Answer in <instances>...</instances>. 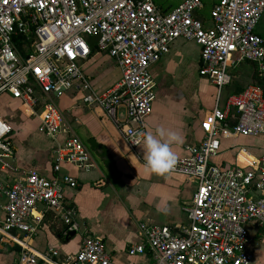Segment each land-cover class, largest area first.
<instances>
[{"label": "built area", "instance_id": "obj_1", "mask_svg": "<svg viewBox=\"0 0 264 264\" xmlns=\"http://www.w3.org/2000/svg\"><path fill=\"white\" fill-rule=\"evenodd\" d=\"M0 0V98L18 102L38 130L56 142L50 178L29 170L12 182L0 180V253L19 247L10 264H112L101 237L90 235L65 200L64 188L78 186L76 177L61 173L67 163L80 170L96 166L94 154L67 127L55 103L70 91L85 90L83 103L99 106L118 124L127 144L136 149L152 113L155 82L151 66L179 38L201 47L199 74L218 90L230 85L231 68L251 61L264 71V38L257 27L264 0H218L212 26L197 16L202 0ZM120 69L119 82L98 91L80 61L92 54L90 39ZM125 108L123 119L119 108ZM235 111L236 121L229 119ZM203 138L177 156L172 173L197 180L187 206L189 224L177 227L140 222L142 242L127 251L148 253L150 264H252L254 227L264 234V154L245 164L221 166L214 160L223 137L264 134V93L252 84L218 103L202 121ZM13 127L0 115V168L12 169ZM42 206V211L38 207ZM46 211L65 225V234L80 236L74 254L57 247L32 245Z\"/></svg>", "mask_w": 264, "mask_h": 264}, {"label": "crops", "instance_id": "obj_2", "mask_svg": "<svg viewBox=\"0 0 264 264\" xmlns=\"http://www.w3.org/2000/svg\"><path fill=\"white\" fill-rule=\"evenodd\" d=\"M156 1L160 4L162 0ZM202 1L203 6L197 16L209 27L212 26L211 11L218 0L210 1L208 15L204 13L207 2ZM257 32L264 38L259 25ZM80 65L90 84L98 91L110 88L121 78L114 59L98 49L92 51L88 60L80 61ZM201 65L200 45L179 38L161 60L151 66L155 99L152 113L147 118L146 132L154 134L157 127L177 131L183 139L182 143L172 145L177 156H186V146L201 142L204 134L202 121L209 110L217 103L224 106L230 95L255 84L256 75L264 76L258 63L242 62L231 68L232 82L219 94L218 90L214 91L215 86L199 74ZM86 93L85 90H73L57 98L55 103L63 113L67 127L78 137L86 138L89 148L90 138H96L107 147L122 175L113 176L90 148L96 161L94 168L80 170L67 163L62 164L61 173H69L78 181L76 188H64L66 203L74 208L76 220L86 227L90 235L103 239L112 264H150L148 253L131 256L127 251L131 245L142 242L138 235L140 222L173 228L189 224L186 208L197 188V180L172 172L161 176L147 171L141 145L132 149L118 124L101 107L85 105L82 98ZM14 102L17 112L24 118L6 120L16 134L12 133L15 156L11 160L12 169L0 168V180L12 182L29 170L50 178L56 176L58 173L53 169L56 142L41 133L39 121L25 116L18 102ZM124 116L125 108L121 106L118 117L123 119ZM235 121V114H232L229 125ZM263 154L264 134L231 135L222 138L220 153L214 161L221 166H233L248 163ZM4 201L0 198V214ZM42 209V206L38 207V211ZM65 229L54 212L46 211L40 229L30 242L40 250L57 247L63 256L74 254L80 246V236L66 235ZM251 235L256 241L252 261L255 264L256 249L261 247L264 234L252 227ZM18 250L16 246L0 253V264H10Z\"/></svg>", "mask_w": 264, "mask_h": 264}, {"label": "clouds", "instance_id": "obj_3", "mask_svg": "<svg viewBox=\"0 0 264 264\" xmlns=\"http://www.w3.org/2000/svg\"><path fill=\"white\" fill-rule=\"evenodd\" d=\"M141 144L144 152L145 169L156 175H166L171 172L177 163V154L172 145L183 142L182 136L173 130L157 127L155 133L148 131L141 134Z\"/></svg>", "mask_w": 264, "mask_h": 264}, {"label": "rangeland", "instance_id": "obj_4", "mask_svg": "<svg viewBox=\"0 0 264 264\" xmlns=\"http://www.w3.org/2000/svg\"><path fill=\"white\" fill-rule=\"evenodd\" d=\"M205 1L207 2V6L204 8V13L206 15H208V13H209L208 7L210 5L211 0H205ZM259 23H260L259 26H261V28H262V33L264 34V14H263ZM237 71H238V69H237ZM214 91L217 92L216 87H214ZM0 115L5 120L14 119V118L21 120L24 118L19 114V112H17V104L14 101H11L9 98H0ZM22 129L24 130V127ZM13 134L16 136L15 132ZM80 137L83 140V142L85 144H87L86 138H84L82 136H80ZM14 140H16V138ZM255 254H256L255 264H264V240H263L261 247L256 249ZM253 264H254V262H253Z\"/></svg>", "mask_w": 264, "mask_h": 264}, {"label": "water", "instance_id": "obj_5", "mask_svg": "<svg viewBox=\"0 0 264 264\" xmlns=\"http://www.w3.org/2000/svg\"><path fill=\"white\" fill-rule=\"evenodd\" d=\"M88 144L92 151L102 160L105 168L115 177H120L122 172L118 169L116 161L113 157L109 156L107 147L98 142L96 138H90ZM71 236H75V232L70 233Z\"/></svg>", "mask_w": 264, "mask_h": 264}, {"label": "trees", "instance_id": "obj_6", "mask_svg": "<svg viewBox=\"0 0 264 264\" xmlns=\"http://www.w3.org/2000/svg\"><path fill=\"white\" fill-rule=\"evenodd\" d=\"M166 4H167V1H166V0H162V1L160 2V5H161L162 8L165 7ZM198 17H199V16H198ZM199 18H200V17H199ZM200 19H201V18H200ZM90 44H91V46H92V51L95 50V49H97L96 40H95L94 38H91V39H90ZM255 84L258 85V86H260V87L262 88V90H263V93H264V76L256 75V76H255ZM241 91H242V90H241ZM241 91H240V92H241ZM232 114H235V111H232L231 115H232Z\"/></svg>", "mask_w": 264, "mask_h": 264}]
</instances>
